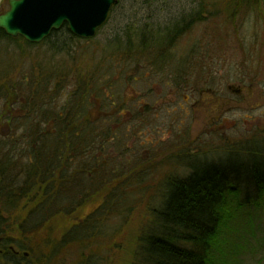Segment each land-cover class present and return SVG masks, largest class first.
<instances>
[{
    "label": "trees",
    "instance_id": "obj_1",
    "mask_svg": "<svg viewBox=\"0 0 264 264\" xmlns=\"http://www.w3.org/2000/svg\"><path fill=\"white\" fill-rule=\"evenodd\" d=\"M161 1L176 2L141 0L150 6ZM193 1L196 10L165 28L155 30L149 18L132 35L134 44L131 26L125 23L100 54L79 48L94 40L75 38L66 25L38 45L10 38L0 30V49L7 58L0 102L5 111L10 107L21 111L18 118L0 116L9 132L0 137L4 264H33L32 257L24 260L9 251L31 250L9 237L11 228L5 219L9 211L20 210L23 200L29 207L25 223L31 228L26 230L25 223L21 224L23 240L39 231L41 223L51 225L49 220L58 215L75 218L70 225L58 223L64 228L60 241L44 244L46 257L38 254L35 264H53L66 247L74 246L80 253L71 264H98L97 253L90 249L107 236L102 233L103 221L118 219L126 226L132 217L134 225L144 220L141 215L149 220L151 232L132 242L148 248L133 255L141 260L138 264H249L257 257L264 261L263 142L254 139L215 149L212 156L209 150L190 149L175 158L165 156L160 165L167 172L158 181L154 179L157 168L145 166L143 152L129 145L130 130L151 109L141 107L136 99L130 102L127 87L140 81L148 87L144 95H153L151 81L162 80L154 84L164 88L170 81L180 84L181 79L192 83L202 60L218 51L208 42L180 56L172 53L178 41L195 26L216 19L219 11L225 21L232 22L239 7L250 12L264 7V0ZM117 2L111 13L121 0ZM120 37L128 39L122 52ZM8 46L14 51H8ZM41 50L49 56L38 62L33 55ZM77 50L82 57L76 60ZM58 55H72L74 60L68 67L59 65ZM174 55L181 61L174 62ZM85 57L90 61H84ZM79 59L91 67H83ZM131 70L137 71L134 79L126 75ZM15 71L16 79L10 78L9 73ZM202 91L212 92L209 88ZM130 122L137 125L129 130Z\"/></svg>",
    "mask_w": 264,
    "mask_h": 264
},
{
    "label": "rangeland",
    "instance_id": "obj_2",
    "mask_svg": "<svg viewBox=\"0 0 264 264\" xmlns=\"http://www.w3.org/2000/svg\"><path fill=\"white\" fill-rule=\"evenodd\" d=\"M156 3L158 4L150 6L151 4H144L141 0L135 3L134 0H121L117 8L112 13L109 12L107 23L93 38V44L79 48L90 50V54H95L97 50L100 54V50L109 44L113 34L124 28L125 23L131 26L130 41L131 44H134V36L132 35H135L136 29L143 27L149 18H152L155 30L162 29L168 23L181 19L182 16L192 13L197 8V4L193 0ZM262 9L263 11L250 12L239 7L234 12L235 17L233 16L232 22L225 21L221 17L222 11H219L216 19L195 26L178 41L172 53L180 56L184 55L182 51L191 48L202 49L208 42L212 48L216 46L215 50L218 51V53L211 54L202 60L196 73L197 76L192 83L187 84L188 81L181 79L180 84L170 81L168 87L164 88V86L159 87L154 84L162 80L151 81L149 88H151L153 95L150 93L144 95L143 92L148 87L140 81L131 83L125 90L130 102L136 99L135 102L141 107L151 109L137 128L133 131L130 130L133 125H137V122H130L126 128L130 130L132 135L129 142L131 148L136 146L140 153L143 152L144 165L151 166L153 170L157 168L154 172L156 181L167 172L165 167L160 165L165 156L167 158L172 155V158H175L178 153L189 149L200 153L209 150L212 156L215 149H224L226 146L237 147L240 143L254 139L264 144V7ZM0 11H6V3L2 0H0ZM118 41L122 52L124 50L122 47L126 45L128 39L120 37ZM2 49L1 47L0 86L6 79L4 65L7 58ZM7 50L13 52L14 48L8 46ZM78 50L74 54L76 60L78 57H82ZM47 55L49 56L45 50H41L33 56L36 61L43 62ZM74 58L72 55H58L56 60H58L59 65L68 67ZM172 59L174 62L181 61V58L176 55L172 56ZM84 61L90 60L85 57ZM84 61L81 60L80 63H84ZM88 66L89 64L85 63L83 65V67ZM17 71L14 74L13 72L9 73V77L16 79L14 75ZM136 72L134 70L126 71V75L134 79L137 76ZM198 78L200 80L197 82ZM230 86L234 90L240 88V95L244 101L237 103L233 106L234 109L227 113H221L218 110L219 103L226 102V98L230 97V91H227V87ZM208 88L212 92L202 91L199 93V90ZM132 92L134 97H132ZM2 106L3 102H0V116L3 118L4 116H14L15 118L21 116L20 110L10 107L5 111ZM8 133L6 124L0 122V137ZM25 203H27L25 200L20 203L21 207L18 212L9 211L5 219L11 228L9 237L21 244V247L31 249L30 252L24 250L26 252L25 256L23 255L24 260L32 257L31 261L35 264V258L38 254L41 257H46L45 254L47 253L43 249L44 244H57L60 241L64 228L58 223L70 225L71 222L75 221V218L70 219L64 215L51 218L50 220H53H49L51 225L46 226V224L41 223L39 231L30 233L31 236H28L29 239H25V241L20 238L22 237L21 224L25 223L28 217L26 213L29 207L24 206ZM141 218L144 220L132 225L131 217L126 226H123L118 219L103 221L102 233L105 232L107 236L100 238L97 243H93L90 249L97 253L98 264L140 263L141 260L133 257V255L143 251V249L147 251L148 248H144L142 245H133L132 242L140 238L142 240L151 232L149 220H145L142 215ZM15 220L18 222L13 224ZM33 222L38 224L39 220L34 219ZM24 226L26 230L31 229L26 223ZM108 234H111V237ZM81 252L89 254L88 250H81ZM79 253L78 247H66L53 264L75 263ZM2 256L3 252L0 249V264H4ZM249 264H264V261L260 262L259 257H257Z\"/></svg>",
    "mask_w": 264,
    "mask_h": 264
},
{
    "label": "water",
    "instance_id": "obj_3",
    "mask_svg": "<svg viewBox=\"0 0 264 264\" xmlns=\"http://www.w3.org/2000/svg\"><path fill=\"white\" fill-rule=\"evenodd\" d=\"M116 4V0H9L8 10L0 14V30L34 45L66 24L75 38L91 40Z\"/></svg>",
    "mask_w": 264,
    "mask_h": 264
},
{
    "label": "flooded vegetation",
    "instance_id": "obj_4",
    "mask_svg": "<svg viewBox=\"0 0 264 264\" xmlns=\"http://www.w3.org/2000/svg\"><path fill=\"white\" fill-rule=\"evenodd\" d=\"M227 91L229 92L230 91V97H227L226 98V102H223V103H219V108L218 110L221 111V113L223 112H228L230 111L231 109H234L233 106H235L237 103H240L241 101H244L243 98L241 97V90L240 88L238 90H234L233 87H227ZM221 113H219V116H221ZM10 252L13 254V255H16V257H21L22 258H25V254L26 252H22V254H19L18 251H15L14 249H11L10 248ZM24 255V256H23Z\"/></svg>",
    "mask_w": 264,
    "mask_h": 264
}]
</instances>
